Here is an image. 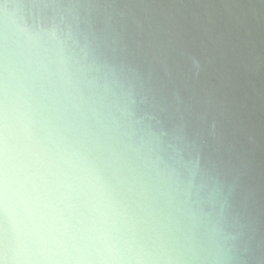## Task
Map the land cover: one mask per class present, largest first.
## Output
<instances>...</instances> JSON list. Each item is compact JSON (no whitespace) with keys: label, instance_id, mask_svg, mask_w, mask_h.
Listing matches in <instances>:
<instances>
[{"label":"clouds","instance_id":"9594fccd","mask_svg":"<svg viewBox=\"0 0 264 264\" xmlns=\"http://www.w3.org/2000/svg\"><path fill=\"white\" fill-rule=\"evenodd\" d=\"M89 7L0 9V264L230 262L202 243L228 212L201 195L204 116L151 73L99 83Z\"/></svg>","mask_w":264,"mask_h":264},{"label":"water","instance_id":"95a60500","mask_svg":"<svg viewBox=\"0 0 264 264\" xmlns=\"http://www.w3.org/2000/svg\"><path fill=\"white\" fill-rule=\"evenodd\" d=\"M14 2L0 0V9ZM80 2L90 6L81 25L99 56V83L151 73L204 116L201 195L228 212L202 243L212 252L234 245L226 264H264V0Z\"/></svg>","mask_w":264,"mask_h":264}]
</instances>
